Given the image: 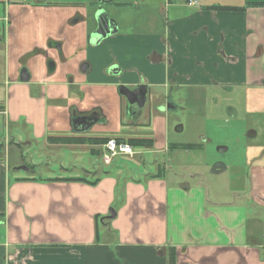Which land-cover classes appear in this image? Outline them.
I'll use <instances>...</instances> for the list:
<instances>
[{"label": "crops", "instance_id": "crops-1", "mask_svg": "<svg viewBox=\"0 0 264 264\" xmlns=\"http://www.w3.org/2000/svg\"><path fill=\"white\" fill-rule=\"evenodd\" d=\"M128 1L141 17L122 22L107 14L116 32L96 41L91 0H0V125L7 134L0 142V264H168L171 249L174 264H264V128L247 130L241 146L247 188L228 184L224 199L164 160L201 146L172 140L170 111L178 107L170 89L179 98L226 89L231 101L240 93L245 112L264 116V5H255L264 0ZM136 20L140 31L128 28ZM142 84L147 100L139 110L119 86ZM73 111L88 113L90 123L71 126ZM182 131L177 125L174 134ZM24 137L28 146L42 140L95 156L102 144L48 139L147 138L152 147L138 148L163 159L145 172L115 160L82 166L83 175L10 176L9 147L24 146ZM100 224L116 232L115 242L99 240Z\"/></svg>", "mask_w": 264, "mask_h": 264}, {"label": "rangeland", "instance_id": "rangeland-1", "mask_svg": "<svg viewBox=\"0 0 264 264\" xmlns=\"http://www.w3.org/2000/svg\"><path fill=\"white\" fill-rule=\"evenodd\" d=\"M90 5L91 17H94V8L99 6L96 0ZM106 13L118 21H124L128 16L136 19L141 9L137 10L134 3L128 0H114L101 5ZM139 9V8H138ZM137 24L129 25L128 28L133 31H140L138 20ZM242 91V90H238ZM237 92V90L235 91ZM170 96L177 103V110L170 111V136L173 141L180 143H200V147H183L172 153V156L164 154L165 162L171 157L172 162L167 163L171 172L178 174L185 173L188 175L196 174L197 180H201L207 195L213 197L215 194L218 198H227L229 194L228 184L230 187L246 189L248 180L246 169L243 166V154L241 146L245 144L246 133L249 129L264 128V116L245 112L243 108V97L236 95L234 100H230L228 91L225 89H197L193 93L182 91L181 98L178 97V91L169 90ZM233 107V108H232ZM236 110L237 114L231 115V110ZM181 125L183 131L174 134L175 127ZM7 138L5 127L0 125V142ZM27 138L22 139L24 146L9 147V173L10 176L28 175L41 179L50 174H84L81 170L84 168L91 169L93 166L101 169L104 164L100 156L88 151L80 155L72 148L60 146L58 148L47 147L44 141H32V145H25ZM219 147H227L226 151L221 152ZM142 151L134 159L118 156L116 161H120L128 170H138L145 172L153 170L157 159H163V155L156 156L136 147L135 151ZM137 151V152H138ZM5 152V151H3ZM5 154V153H4ZM154 160V161H153ZM22 161V169H14L17 162ZM215 162H222L228 166V169L219 174L210 172L211 166ZM238 165L235 170L233 166ZM230 166V167H229ZM105 167V166H104ZM243 167V168H241ZM239 171L238 182L236 172ZM230 179V180H229ZM241 186V187H240ZM106 226L99 225V240H108L110 244L116 240V232L107 230Z\"/></svg>", "mask_w": 264, "mask_h": 264}, {"label": "water", "instance_id": "water-1", "mask_svg": "<svg viewBox=\"0 0 264 264\" xmlns=\"http://www.w3.org/2000/svg\"><path fill=\"white\" fill-rule=\"evenodd\" d=\"M97 2L100 4V6L98 7L96 13H95V19L97 22V27L96 29L92 32L91 34V38L92 40H96L99 41L102 38L113 34L116 32V23L113 19H111L107 13L105 12V10L102 8L101 5L106 4L111 2V0H97ZM82 69L84 70V67L82 65ZM20 79L22 81H26L28 79V74L26 72V68H22L20 71ZM119 91L122 95H124V97L126 98L127 102L129 105H135L139 110H141L145 103H146V95H147V87L146 85L142 84V85H138L137 87H135L134 89H130L124 85H120L119 86ZM75 118L70 119V123L71 126L81 123L80 119L81 117H76V114L74 115ZM220 151L223 152L224 150H226V147H219ZM19 169L24 168L23 166H19L17 167ZM226 169V165L222 162H215L212 166H211V170L210 172L212 174H219L221 172H223ZM114 216V211L110 210V214L109 217H113ZM103 219H100V221H102Z\"/></svg>", "mask_w": 264, "mask_h": 264}, {"label": "trees", "instance_id": "trees-1", "mask_svg": "<svg viewBox=\"0 0 264 264\" xmlns=\"http://www.w3.org/2000/svg\"><path fill=\"white\" fill-rule=\"evenodd\" d=\"M255 5H264V3H255ZM225 9H235V8H229V7H223ZM243 9V8H242ZM0 111H3V106L0 104ZM77 112L73 111L72 115H75ZM88 114V113H85ZM109 138V137H108ZM108 138H100V139H87V138H77V139H71L69 137H50L48 140L52 143H70V142H77V143H92V144H103L104 142H106V140ZM118 141H123L126 142L128 144H130L133 148L136 147H143V148H151L153 141L152 139H147V138H129V139H122V138H116ZM92 153H94L92 151ZM3 156V144L0 143V158ZM117 158V157H116ZM116 158L112 161L111 164L114 163V161L116 160ZM109 164V165H111ZM68 180H85L87 182H89L90 184H95L98 181L97 179L94 180H88L86 178H75V179H68ZM169 261L168 264H174V250L171 249V251H169Z\"/></svg>", "mask_w": 264, "mask_h": 264}, {"label": "built area", "instance_id": "built-area-1", "mask_svg": "<svg viewBox=\"0 0 264 264\" xmlns=\"http://www.w3.org/2000/svg\"><path fill=\"white\" fill-rule=\"evenodd\" d=\"M187 4L198 6L197 0H187ZM2 111H0L1 114ZM103 152L101 153V161L104 165H109L118 156H132L134 148L123 141H118L115 137H109L106 142L102 144Z\"/></svg>", "mask_w": 264, "mask_h": 264}, {"label": "flooded vegetation", "instance_id": "flooded-vegetation-1", "mask_svg": "<svg viewBox=\"0 0 264 264\" xmlns=\"http://www.w3.org/2000/svg\"><path fill=\"white\" fill-rule=\"evenodd\" d=\"M82 114V113H81ZM80 113H76V117H81L80 121H81V125L86 126L87 124L90 123V120H91V116L88 115V114H82L81 115Z\"/></svg>", "mask_w": 264, "mask_h": 264}]
</instances>
